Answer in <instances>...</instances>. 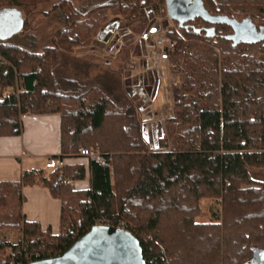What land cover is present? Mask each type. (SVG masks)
<instances>
[{
	"label": "trees",
	"instance_id": "obj_1",
	"mask_svg": "<svg viewBox=\"0 0 264 264\" xmlns=\"http://www.w3.org/2000/svg\"><path fill=\"white\" fill-rule=\"evenodd\" d=\"M48 1L0 0V10L29 13ZM201 1L210 14L264 27V0ZM85 2L52 6L61 27L41 51L25 32V18L20 40L0 39V136L20 135L23 114L58 113L59 157L98 148L112 166L90 161L87 189L66 181L85 177L80 165L0 181V230L21 234L17 243L0 242V264L57 256L104 222L132 232L146 264H251L254 250H264V182L249 175L251 167L264 169V37L233 43L230 25L199 17L175 22L185 40L167 32L180 42L170 72L181 81L171 88L174 116L165 124L163 149L152 151L120 73L90 76L88 63L71 60L74 47L98 34L108 10L136 16L141 0ZM9 86L15 92L4 95ZM26 186L45 187L59 199L57 234L25 218ZM204 198L220 208L212 220L198 222Z\"/></svg>",
	"mask_w": 264,
	"mask_h": 264
},
{
	"label": "rangeland",
	"instance_id": "obj_2",
	"mask_svg": "<svg viewBox=\"0 0 264 264\" xmlns=\"http://www.w3.org/2000/svg\"><path fill=\"white\" fill-rule=\"evenodd\" d=\"M59 1L37 3L31 12H20L21 18L28 21L25 32L33 36L36 51H41L51 44L55 39V31L61 27L57 19L58 6L52 8ZM85 1L90 0H71L75 7L83 5ZM91 1L89 6L103 0ZM140 3L142 12L132 17L108 10L106 20L102 23L98 34L90 44L74 47L71 60L78 66L88 63L90 76H96L104 71L120 73L125 91L137 106L145 139L149 142L152 151H160L166 140L165 124L174 116L171 88L181 81V77L170 72V59L162 68L153 66L148 52L154 46L155 38L161 33L165 32L169 36L167 32H173L183 40L185 38L178 30L175 21L168 18L164 0H149L148 3L141 0ZM20 30L7 40L10 42L20 40L17 34ZM170 38L176 41L177 50L180 42ZM261 58L264 59L262 56ZM2 92L7 95L15 90L9 86ZM249 175L255 181L264 182L263 168L251 167ZM200 203L202 213L197 221L212 220V212L219 211V201L204 198ZM20 239L21 234L16 229L0 230V242L17 243ZM251 264L255 263L252 261Z\"/></svg>",
	"mask_w": 264,
	"mask_h": 264
},
{
	"label": "water",
	"instance_id": "obj_3",
	"mask_svg": "<svg viewBox=\"0 0 264 264\" xmlns=\"http://www.w3.org/2000/svg\"><path fill=\"white\" fill-rule=\"evenodd\" d=\"M169 19L178 26L201 18L211 24H227L233 29L230 38L238 41H255L264 37V27L259 30L249 21H238L206 11L201 0H164ZM23 21L16 9L0 10V39H7L22 28ZM255 264H264V250L255 249ZM28 264H146L138 238L129 230L98 223L76 239L61 254L36 259Z\"/></svg>",
	"mask_w": 264,
	"mask_h": 264
},
{
	"label": "crops",
	"instance_id": "obj_4",
	"mask_svg": "<svg viewBox=\"0 0 264 264\" xmlns=\"http://www.w3.org/2000/svg\"><path fill=\"white\" fill-rule=\"evenodd\" d=\"M22 131L17 136H0V181H17L23 171L46 170L50 157L60 156V116L58 113L20 116ZM65 166H82L85 177L66 179L73 189H87L90 185L87 158L76 154L63 155ZM22 212L28 221L38 222L42 229L52 233L60 231V201L52 197L47 188H22Z\"/></svg>",
	"mask_w": 264,
	"mask_h": 264
},
{
	"label": "built area",
	"instance_id": "obj_5",
	"mask_svg": "<svg viewBox=\"0 0 264 264\" xmlns=\"http://www.w3.org/2000/svg\"><path fill=\"white\" fill-rule=\"evenodd\" d=\"M154 46L150 48L148 55L153 64V66L162 68L163 64L169 61L170 55L174 53L176 50V41L171 39L164 33L159 34L154 41ZM79 156L87 158L89 161H93L98 163L102 167H107L111 169V160L110 158H106L103 156L98 148H85L81 147L79 149ZM65 160L63 157H50L45 162V169L49 171H56L64 167ZM102 224H108L106 222ZM110 225V224H108ZM124 228L123 224H119L118 226ZM125 229V228H124Z\"/></svg>",
	"mask_w": 264,
	"mask_h": 264
},
{
	"label": "bare ground",
	"instance_id": "obj_6",
	"mask_svg": "<svg viewBox=\"0 0 264 264\" xmlns=\"http://www.w3.org/2000/svg\"><path fill=\"white\" fill-rule=\"evenodd\" d=\"M84 158V157H83Z\"/></svg>",
	"mask_w": 264,
	"mask_h": 264
}]
</instances>
